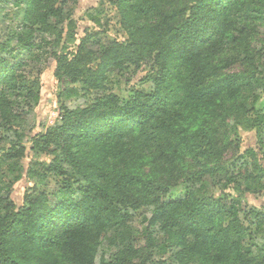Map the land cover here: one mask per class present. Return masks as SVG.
<instances>
[{
	"label": "trees",
	"instance_id": "1",
	"mask_svg": "<svg viewBox=\"0 0 264 264\" xmlns=\"http://www.w3.org/2000/svg\"><path fill=\"white\" fill-rule=\"evenodd\" d=\"M74 1L16 0L18 29L0 44L6 127L16 122V107L40 99L39 83L22 70L23 56L37 55L35 32L61 37L66 25L73 43ZM243 6L244 0H117L128 43L97 51L83 43L73 58L58 59L56 77L66 99L78 95L77 83L101 88L109 68L147 61L154 89L65 106L59 123L31 137L37 155H55L48 172L74 184L53 197L27 196L7 214L0 208V264H134L142 240L147 259L180 249L181 264H264V213L214 196L205 182L225 175L239 194L264 192L263 150L249 149L228 167L218 164L215 146L217 120L227 113L220 114L221 104L232 109L234 134L256 132L264 145V70L219 74L216 64ZM9 140L0 172L22 171L27 148L12 134ZM188 161L194 169L186 175L189 193L171 198ZM152 165L158 166L147 171ZM39 171L29 169V175L44 177ZM135 215L146 222L142 231L130 223Z\"/></svg>",
	"mask_w": 264,
	"mask_h": 264
},
{
	"label": "rangeland",
	"instance_id": "2",
	"mask_svg": "<svg viewBox=\"0 0 264 264\" xmlns=\"http://www.w3.org/2000/svg\"><path fill=\"white\" fill-rule=\"evenodd\" d=\"M16 0H0V44L7 42L13 31L18 29L19 17L15 16L17 10ZM264 0H244V6L237 19V27L232 32V38L227 43L226 50L217 60L219 66L218 73H249L255 70H264ZM71 19L74 20L75 29L73 43L68 40V28L66 25L61 37L58 35L35 32L33 42L36 45L35 57L23 56L26 64L22 68L29 82H38L40 99L38 104L29 105L21 103L16 107L17 120L9 126L3 122L0 116V156L5 153L4 147H9V136L17 137L27 148L21 160L22 171H11L8 167H3L0 172V208L7 214L23 204L27 196H35L37 192L56 194L63 186H70L74 181L56 172H48V168L55 160V155L47 153L37 155L32 149L31 137L37 134H44L48 128L59 123L64 112V107L86 106L93 98L103 95L114 94L120 98H129L136 91L150 93L154 88L153 83L148 80L152 62L147 61L141 67L129 66L123 70L109 68L106 71L105 79L101 88L89 89L83 83L74 86L79 89L77 96L66 99L62 96L60 86L56 77L58 59L66 56L73 58L80 46L92 47L94 51L102 49L113 42L128 43V35L124 29L123 18L117 7V0H75L72 6ZM260 16L262 19H256ZM13 44L17 42L13 41ZM86 52V51H85ZM99 62H94L92 67L97 68ZM83 88V89H82ZM255 94V93H254ZM251 101H253V94ZM225 106V104H224ZM223 104L219 107L220 114L226 110V116L217 120L218 131L216 134V149L219 151L220 161L230 167L237 158L246 155V151L253 149L264 151V145L260 144V139L256 132L240 131L234 134L232 129V109ZM263 102L260 100L258 107L261 108ZM224 107V108H223ZM228 109V110H227ZM7 128V129H6ZM11 129V133L7 130ZM263 138V137H262ZM32 162H36L34 165ZM188 161L180 166L179 179L176 185L170 188L171 198H185L189 193V183L186 182L187 174L193 172ZM158 166V165H157ZM156 165L148 166L147 171L157 168ZM153 167V168H151ZM29 169L40 170L44 177H32ZM20 176V177H18ZM189 180V179H188ZM228 181V180H227ZM225 175L217 177H206L205 182L211 193L219 198H232L241 201L244 209H257L264 213V192H244L239 194L234 190V184L227 182ZM6 207V208H5ZM146 213H149L147 209ZM142 210V211H143ZM130 223L135 228L143 230L146 222L140 215L131 218ZM139 253L134 258V264H181V260L176 255L180 249H173L165 255L154 254L151 259L144 250L145 242L139 244ZM140 257V259H139Z\"/></svg>",
	"mask_w": 264,
	"mask_h": 264
}]
</instances>
